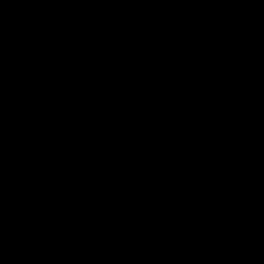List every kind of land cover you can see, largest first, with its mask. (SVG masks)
Returning a JSON list of instances; mask_svg holds the SVG:
<instances>
[{
    "label": "water",
    "instance_id": "95a60500",
    "mask_svg": "<svg viewBox=\"0 0 264 264\" xmlns=\"http://www.w3.org/2000/svg\"><path fill=\"white\" fill-rule=\"evenodd\" d=\"M263 170L264 0H0V264H121L93 233L142 217L125 264L264 250Z\"/></svg>",
    "mask_w": 264,
    "mask_h": 264
}]
</instances>
